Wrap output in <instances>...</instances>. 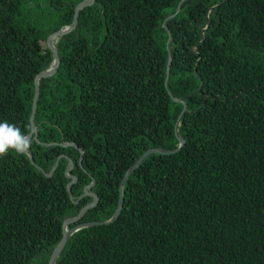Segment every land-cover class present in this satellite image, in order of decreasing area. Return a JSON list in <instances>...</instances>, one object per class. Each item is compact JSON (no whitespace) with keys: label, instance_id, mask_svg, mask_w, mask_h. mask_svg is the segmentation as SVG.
<instances>
[{"label":"trees","instance_id":"16d2710c","mask_svg":"<svg viewBox=\"0 0 264 264\" xmlns=\"http://www.w3.org/2000/svg\"><path fill=\"white\" fill-rule=\"evenodd\" d=\"M81 1L39 0L38 19L27 0H0V122L29 133L46 39ZM180 1L96 0L56 43L35 116L38 141L56 144L32 138L30 152L46 173L72 161L75 201L94 180L98 204L69 227L108 220L137 159L176 149L173 98L188 109L182 149L149 155L117 220L73 234L56 264H264V0H186L167 32ZM67 167L45 177L26 155L0 158V264H48L63 221L92 201L69 198Z\"/></svg>","mask_w":264,"mask_h":264},{"label":"water","instance_id":"95a60500","mask_svg":"<svg viewBox=\"0 0 264 264\" xmlns=\"http://www.w3.org/2000/svg\"><path fill=\"white\" fill-rule=\"evenodd\" d=\"M96 0H82L81 2H79L75 9H74V13H73V19L70 25L68 26H64L61 29L51 33L47 39H46V47L47 49L51 52L52 55V61L49 65V67L41 72H39L33 79V86H34V94H33V99H32V105H31V112H30V117H29V124H30V131L28 133V135L31 136V138H33L38 144H40L41 146H51V145H55L56 143H41L38 141V136H37V127L35 125V116H36V110H37V101L39 98V84L41 82L42 79H48L50 77H52L53 75L56 74L58 67H59V56H58V52L56 49V43L65 35L71 33L76 25H77V21H78V16H79V12L83 9H85L86 7H91L92 5H94ZM186 0H181L179 2V4L177 5V8L175 10V12L171 15H169L162 23V27L164 29L167 30V27L165 25L166 21L174 18L179 12H180V8L183 2H185ZM225 0H223L221 3H223ZM214 7H212L213 9ZM209 26V22H207V25L205 26V28L202 30V33L205 32V30L207 29V27ZM169 41L170 38H168L167 43H166V48L167 50L169 49L168 45H169ZM170 63H171V55L168 51V59H167V65H166V72H165V86L167 85V81H168V76H169V67H170ZM173 101L176 103H179L182 105V109L176 119L175 125H174V134L175 137L178 141L177 143V147L174 150H165V149H148L146 152H144L138 159L137 161L125 172L119 188H118V202H117V206L116 209L114 211V213L112 214V216L106 220V221H93V222H87V223H80L77 224L73 227H69L70 225L78 222L85 214V212L87 210L93 209L99 201V198L96 194L90 192V189L92 188V186L94 185V180L92 179L91 183L88 184L87 186H85L83 188V192L82 195H80L78 197V199L75 201L72 194H71V186L76 182V178L73 175H70L69 172L71 171V169L73 168V163L72 161L67 157V156H59L52 169L50 170L49 173H46L43 169H41L39 166L35 165L33 159H32V154L29 151V154L26 155L27 158L29 159L31 165H33L36 169L40 170L41 173L45 176V177H50L54 170L57 168V165L59 163V160L61 158H66V160L68 161V167L65 169V176L70 179V181L67 183V192L69 194V198L75 203L77 204L78 201L84 197H90L92 199V201L87 204L86 206H84L76 216L74 217H70V218H66L63 223H62V237L60 239V241L56 244V246L53 248L51 255L49 257L48 260V264H56L58 258L60 257L67 241L69 240V238L75 234L76 232L85 229V228H89V227H93V226H101V225H109L113 222H115L121 212L122 206H123V189L126 183V180L128 178V176L135 170L137 169L141 163L151 154H158V155H170V154H175L177 152H179L183 145H184V139L179 135V126L181 124V120L184 117V115L188 112L187 109V105L185 103V100H179L177 98H173ZM74 146V144L69 143V144H63L62 146ZM80 160L79 163L81 162L82 159V155H83V151L80 149Z\"/></svg>","mask_w":264,"mask_h":264},{"label":"clouds","instance_id":"9594fccd","mask_svg":"<svg viewBox=\"0 0 264 264\" xmlns=\"http://www.w3.org/2000/svg\"><path fill=\"white\" fill-rule=\"evenodd\" d=\"M32 143L31 136L16 124L0 122V158H5L10 152L21 156L28 155Z\"/></svg>","mask_w":264,"mask_h":264},{"label":"rangeland","instance_id":"374dc122","mask_svg":"<svg viewBox=\"0 0 264 264\" xmlns=\"http://www.w3.org/2000/svg\"><path fill=\"white\" fill-rule=\"evenodd\" d=\"M26 12L38 19L42 16L40 14L39 0H27L25 6Z\"/></svg>","mask_w":264,"mask_h":264}]
</instances>
